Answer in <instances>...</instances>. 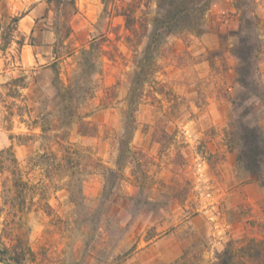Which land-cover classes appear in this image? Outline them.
Masks as SVG:
<instances>
[{"label":"rangeland","instance_id":"374dc122","mask_svg":"<svg viewBox=\"0 0 264 264\" xmlns=\"http://www.w3.org/2000/svg\"><path fill=\"white\" fill-rule=\"evenodd\" d=\"M241 2L0 0V248L22 264H213L264 240V164L237 161L244 129L264 135V0ZM56 142L79 170L32 165Z\"/></svg>","mask_w":264,"mask_h":264},{"label":"trees","instance_id":"16d2710c","mask_svg":"<svg viewBox=\"0 0 264 264\" xmlns=\"http://www.w3.org/2000/svg\"><path fill=\"white\" fill-rule=\"evenodd\" d=\"M50 0H47L49 2ZM185 2V1H183ZM206 5V1L201 2L200 7L203 9ZM237 7L243 12L242 8L244 3L241 0H236ZM243 16V13H242ZM14 21H17L18 18L14 17ZM252 49V46L250 50ZM251 52V51H250ZM252 57V53L250 54ZM236 57L239 58L242 62L245 59L243 56L236 53ZM256 57V54L253 55V58ZM239 78L238 82L247 87L249 84L247 81V72L245 71L244 66L240 65L238 69ZM17 81L14 79L13 82ZM65 91V90H64ZM67 92V91H66ZM61 97L65 98V92L60 93ZM67 107V105H66ZM64 105V110H65ZM248 114H252V111H248ZM44 132L43 128H41ZM47 136V135H44ZM238 142L237 150V161L240 165L243 166L247 171H260L261 166L264 164V135L261 132L260 128L254 124L252 127L244 129L242 135ZM230 143L232 139H229ZM59 146V153L49 152L39 155L37 158L32 159V165H46V169L51 172L60 174L62 172H68L69 170H79L81 161L83 160L84 155L80 154L78 151L72 149L67 144L56 142ZM10 153L9 150H4L0 152V157L4 156L5 153ZM11 154V153H10ZM12 155V154H11ZM13 156V155H12ZM14 160V157H13ZM15 171L16 168H13ZM83 170V167H81ZM72 171L70 174H73ZM15 175V174H14ZM16 175H20L17 173ZM20 178V177H19ZM264 185V183H261ZM14 189L18 192L22 199V206H19L18 209L27 208L25 206V196H27L28 191L31 190V186L27 181L17 179L14 181ZM39 187V186H38ZM23 254L13 255L9 252L8 248H0V261L5 264H22ZM264 264V240H255L247 239L241 246L235 247L233 242L227 244L224 251L218 256V261L213 264Z\"/></svg>","mask_w":264,"mask_h":264}]
</instances>
